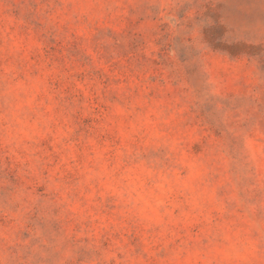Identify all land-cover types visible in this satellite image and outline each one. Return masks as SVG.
I'll return each instance as SVG.
<instances>
[{"label": "rangeland", "instance_id": "obj_1", "mask_svg": "<svg viewBox=\"0 0 264 264\" xmlns=\"http://www.w3.org/2000/svg\"><path fill=\"white\" fill-rule=\"evenodd\" d=\"M0 264H264V0H0Z\"/></svg>", "mask_w": 264, "mask_h": 264}]
</instances>
